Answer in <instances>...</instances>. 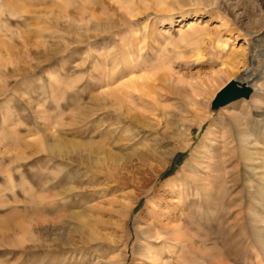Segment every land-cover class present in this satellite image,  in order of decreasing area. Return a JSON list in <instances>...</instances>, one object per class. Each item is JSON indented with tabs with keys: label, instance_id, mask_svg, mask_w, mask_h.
I'll return each instance as SVG.
<instances>
[{
	"label": "rangeland",
	"instance_id": "1",
	"mask_svg": "<svg viewBox=\"0 0 264 264\" xmlns=\"http://www.w3.org/2000/svg\"><path fill=\"white\" fill-rule=\"evenodd\" d=\"M231 80L248 98L213 107ZM257 103L264 0H0V264H264Z\"/></svg>",
	"mask_w": 264,
	"mask_h": 264
},
{
	"label": "bare ground",
	"instance_id": "2",
	"mask_svg": "<svg viewBox=\"0 0 264 264\" xmlns=\"http://www.w3.org/2000/svg\"><path fill=\"white\" fill-rule=\"evenodd\" d=\"M187 29L191 30L192 32L195 31V29H196L195 21H189L188 24H187ZM148 77L149 76H147V78ZM140 80H141V78H136V77L130 78V79L120 83V85H117V88L115 87L116 89L113 90L115 95L111 94V95L114 96V102L116 104V106L114 107L113 110L115 112L123 115V117L128 118L129 120H131L133 118V116H134L133 115L134 112H131V109H135L136 110V108H137L136 107L137 104L134 103L133 100L137 99L140 103H142V102L145 101L144 97L145 96H149V93L145 91L147 89L146 88H145V90L143 89L144 87H147V86L143 83L144 81H140ZM235 83L237 85H239L240 87H245V88L251 87V85L249 83H246V81H235ZM247 86H249V87H247ZM251 88H249L250 91H251ZM108 94L110 95V93H108ZM245 98H248V97H245ZM238 99H240V98H238ZM234 100H237V99H234ZM234 100H231L229 102H232ZM256 101L260 102L259 99H257ZM229 102H227V103H229ZM227 103H225V104H227ZM225 104H223V105H225ZM260 104L257 103V105L259 107H264V105L261 106ZM223 105H221V106H223ZM239 139L243 140V137L242 138L239 137ZM191 179H195V177L194 176L192 177V175H191ZM196 181H198V180H196ZM180 184L181 183H180L179 180L175 181L174 185H173V188H175V189L177 188V190H179V192H180V189H179L180 188ZM196 188H197L196 192H198V190L200 191V193H201V191H204L205 195L209 193L208 188H206L207 189L206 190V189H204L205 187L203 188V186H199V187L197 186ZM126 209H127L126 212L128 214L131 211L132 208L127 207ZM152 217H153V221L155 222L156 231H153L154 229L150 228L148 230V235L149 236L154 235V239H155V235H156L157 241L161 242L160 244H164V246L166 247L167 253L170 256H173V252L175 250L174 249L175 243H172V242L173 241H177V242L180 241V234H176V232L180 229V224L179 223H174L171 226H169V224L172 223V220H171L170 222H166V225H160L158 223V221L160 220L159 219L160 218L159 214L154 212ZM152 231H153V233H152ZM165 244H167V245H165ZM163 255L165 256V254L161 250H154V251H150V255L149 256L154 259L156 264H167L165 261H163Z\"/></svg>",
	"mask_w": 264,
	"mask_h": 264
},
{
	"label": "water",
	"instance_id": "3",
	"mask_svg": "<svg viewBox=\"0 0 264 264\" xmlns=\"http://www.w3.org/2000/svg\"><path fill=\"white\" fill-rule=\"evenodd\" d=\"M249 93V88L240 87L235 83V81L231 80L226 83V85L221 88L219 92H217L212 105L213 107H217L234 99L242 97L245 98L248 97Z\"/></svg>",
	"mask_w": 264,
	"mask_h": 264
}]
</instances>
